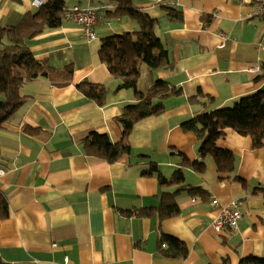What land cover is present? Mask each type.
I'll return each mask as SVG.
<instances>
[{"label":"crops","instance_id":"0c3cea01","mask_svg":"<svg viewBox=\"0 0 264 264\" xmlns=\"http://www.w3.org/2000/svg\"><path fill=\"white\" fill-rule=\"evenodd\" d=\"M32 0H0V27L14 25ZM45 1V0H43ZM134 6L159 19L155 34L173 61L172 68L150 69L141 64L137 89L146 92L155 80L177 90L162 99L160 113L135 123L126 141L131 152L109 162L86 154L80 140L90 131L121 139L116 118L122 106L135 101L131 89L115 87L98 55L102 38L132 32L128 17L108 18L109 0H65V6L97 8L94 38L72 20L45 28L27 40L39 60L73 66L72 83L52 86L38 76L21 90L27 102L0 125V192L8 215L0 218V263L6 264H239L248 255L264 257V137L253 147L248 136L225 128L216 145L234 156V170L219 173L210 155L202 172L183 168L185 184L205 195L176 191L179 212L160 218L125 214L157 207L161 193L155 163L170 177L181 155L200 159L199 141L181 123L205 106H231L241 95L264 91V50L258 46L264 16L254 0H132ZM182 11L181 23L170 22L162 4ZM256 70H253V68ZM86 78L109 89L99 106L81 94L76 84ZM156 169V170H157ZM155 173V174H154ZM238 178H233V176ZM215 200V201H213ZM240 202L235 229L216 231L213 221L222 205ZM161 233L182 240L187 255L161 256Z\"/></svg>","mask_w":264,"mask_h":264},{"label":"trees","instance_id":"16d2710c","mask_svg":"<svg viewBox=\"0 0 264 264\" xmlns=\"http://www.w3.org/2000/svg\"><path fill=\"white\" fill-rule=\"evenodd\" d=\"M109 1L114 5L106 9L107 17H128L136 23V28L132 32L102 38L98 55L111 75L119 79L114 89L115 92L122 88L131 89L135 101L123 105L116 118L122 133L119 141H111L105 133L90 131L80 140V144L86 154L112 162L131 152L126 139L135 123L145 117L160 113L164 108L162 99L176 94L177 90L168 87L163 80H155L146 92L137 89L141 64H146L153 70L169 69L173 67V61L155 34V26L159 19L150 17L136 8L132 0ZM66 7L65 0H45V3L36 9L23 13L16 24L0 27V125L27 102V95L21 90L24 84L33 81L38 76L46 77L48 82L56 87L72 83L74 69L71 64L61 67L52 66L44 60L37 59L27 45L28 39L40 34L45 28L61 25L62 13ZM162 7L166 11L167 20L181 23L183 16L180 9L165 3ZM76 88L88 100L99 106H104L107 102L109 89L102 83L90 82L84 78L76 84ZM204 108L192 119L181 123L183 130L192 131L196 135L199 141L200 159L190 160L181 155V165L168 178L158 171L155 163L151 162L145 173L155 172L160 186L173 184L177 186V189L171 193L162 192L161 203L157 207H143L137 212L130 209L123 210L125 214L134 213L145 217L157 210L160 218L171 217L179 212L174 201L176 191L188 190L193 195L201 197L205 195L204 190L199 186L185 184L183 168L188 166L202 172L206 167L204 158L207 155L212 157L219 173H231L235 167L233 154L227 149L218 147L215 143L222 136L225 128H231L240 135L248 136L253 147L262 145L264 137L263 90L241 95L231 106L211 110ZM2 165L0 152V169ZM233 178L238 177L234 175ZM7 215V201L0 192V218ZM157 251L164 257L181 258L187 255L188 249L182 240L161 233L157 242ZM239 264H264V257L248 255L243 257Z\"/></svg>","mask_w":264,"mask_h":264},{"label":"built area","instance_id":"2783aa9c","mask_svg":"<svg viewBox=\"0 0 264 264\" xmlns=\"http://www.w3.org/2000/svg\"><path fill=\"white\" fill-rule=\"evenodd\" d=\"M249 1V0H244ZM259 3V10L264 16V0H254ZM45 1L43 0H32L31 4L34 6H40ZM63 20H72L83 27L84 33L88 38L95 37L94 25L97 23V8L93 7H81L74 5L66 7L62 13ZM262 42L258 45L261 50H264V32L261 35ZM253 70H256L254 67ZM240 202L232 200L226 205H222L219 208V214L213 221V227L216 231H222L225 228L235 229L238 225L240 217Z\"/></svg>","mask_w":264,"mask_h":264},{"label":"rangeland","instance_id":"374dc122","mask_svg":"<svg viewBox=\"0 0 264 264\" xmlns=\"http://www.w3.org/2000/svg\"><path fill=\"white\" fill-rule=\"evenodd\" d=\"M111 74V73H110ZM105 85V84H104Z\"/></svg>","mask_w":264,"mask_h":264}]
</instances>
